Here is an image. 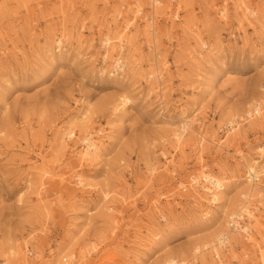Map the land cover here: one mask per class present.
<instances>
[{
    "label": "rangeland",
    "instance_id": "obj_1",
    "mask_svg": "<svg viewBox=\"0 0 264 264\" xmlns=\"http://www.w3.org/2000/svg\"><path fill=\"white\" fill-rule=\"evenodd\" d=\"M153 2L0 0V264H264V197L195 253L264 186V0Z\"/></svg>",
    "mask_w": 264,
    "mask_h": 264
},
{
    "label": "bare ground",
    "instance_id": "obj_2",
    "mask_svg": "<svg viewBox=\"0 0 264 264\" xmlns=\"http://www.w3.org/2000/svg\"><path fill=\"white\" fill-rule=\"evenodd\" d=\"M153 3H155L156 5H159L160 3H158V0H154V2ZM160 8V7H159ZM162 10V9H161ZM160 9H157L154 13H155V15H159L160 14V11H161ZM163 11V10H162ZM108 42H109V40H108ZM120 62H118V68L120 69ZM258 108V107H257ZM255 109V108H254ZM259 109H257V110H254V112L256 111L257 113H256V115L257 114H259V111H258ZM248 116L249 117H251L252 116V114H251V112H248ZM190 124V123H189ZM187 127H189V125H187ZM93 147V146H92ZM90 145H88V149H90V148H92ZM85 156L86 157H89V155L88 154H85ZM256 164V166H254ZM255 164L254 165H252V166H250V167H248V170H249V176H248V181L250 182V183H252V181L255 179V178H257L256 176L258 175V173L259 172H261V174H264V168H262L261 169V167H260V165H259V163H257V162H255ZM209 176H204L203 178H202V180H204V181H206V182H209V183H211V185H213L212 187H214V189L215 190H212L211 188H207L206 187V193H207V195H210L212 198H214V200L216 201V197H217V194H218V192H220V190H221V188H222V186H223V184H222V182L221 181H219V180H213V181H211V179H209L208 178ZM264 186L262 187V186H259V185H255V184H251L250 185V193H248V194H245V195H243V199H245V202H243L242 204H241V202L240 201H234L233 203H232V205H231V210L233 211V210H238V212H239V214H237V215H235V216H233L232 218H231V221L228 223L229 225V228L227 227V229H225V232H222V233H220L216 238H214V241L213 242H211V244H209V245H204L203 247H202V249H203V251H202V249H201V247H197L195 250V253H197L198 255H201L202 254V252H207V251H209L210 249L211 250H220V248H221V245H223V246H225L226 244H228L227 243V238L228 237H231V236H234L233 234H232V232L233 233H236V234H238V235H243L242 233H240V231H236L235 230V228H233V226H238L239 225V221H240V219H242V217H247V220L248 221H246V224H245V227H246V229H244V232L246 233V236H247V234H249L250 233V228H249V219H257L256 218V216H254V215H252L251 214V212H250V209H251V206H253L254 205V203L252 202L253 200H255L256 202L257 201H263L262 199H263V197H264ZM255 199H254V198ZM236 200V199H235ZM258 203V202H257ZM261 203V202H260ZM257 208H258V210H260V208H262L263 207V203H261V204H257ZM250 208V209H249ZM230 210V211H231ZM231 211V212H232ZM242 212H244L243 214H242ZM250 213V214H249ZM230 214L231 213H228L227 215H226V218H229L230 217ZM258 220V219H257ZM252 221V220H251ZM257 222V225H258V230L260 231V233H261V235H262V233H263V229H264V226H263V224H261V222L258 220V221H256ZM216 240V241H215ZM216 256H218L219 257V261H216V264H218V263H220V264H222V262H221V258H220V256L219 255H215V257H214V259L216 260ZM204 258H205V256H204ZM202 259V258H201ZM203 262V261H202ZM175 263V261H171V264H174ZM207 263V262H206ZM205 264V263H204Z\"/></svg>",
    "mask_w": 264,
    "mask_h": 264
},
{
    "label": "built area",
    "instance_id": "obj_3",
    "mask_svg": "<svg viewBox=\"0 0 264 264\" xmlns=\"http://www.w3.org/2000/svg\"><path fill=\"white\" fill-rule=\"evenodd\" d=\"M258 181H259L258 177L253 180V182H258ZM246 221H248L247 217H242V219H240V221H239L240 222L239 225L233 226V228H235L236 231L237 230L240 231V233H242L243 235H246V233L244 232V229H246V227H245ZM216 261H219L218 256H216ZM218 264H220V263H218Z\"/></svg>",
    "mask_w": 264,
    "mask_h": 264
}]
</instances>
